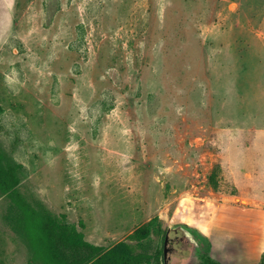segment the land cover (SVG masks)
Listing matches in <instances>:
<instances>
[{
  "label": "rangeland",
  "instance_id": "1",
  "mask_svg": "<svg viewBox=\"0 0 264 264\" xmlns=\"http://www.w3.org/2000/svg\"><path fill=\"white\" fill-rule=\"evenodd\" d=\"M0 151L67 254L164 264L171 228L168 264L258 263L264 0H0ZM10 217L0 264H34Z\"/></svg>",
  "mask_w": 264,
  "mask_h": 264
},
{
  "label": "trees",
  "instance_id": "2",
  "mask_svg": "<svg viewBox=\"0 0 264 264\" xmlns=\"http://www.w3.org/2000/svg\"><path fill=\"white\" fill-rule=\"evenodd\" d=\"M2 156L0 151V189L11 198L20 213L16 220L15 217H10V224L29 247L34 264H142V255L133 254L124 243H119L105 252L92 248L90 256L86 258L74 252L65 253L48 216L25 201L18 190L20 180L16 168L3 165ZM209 264L223 263L209 258ZM256 264H264V253Z\"/></svg>",
  "mask_w": 264,
  "mask_h": 264
},
{
  "label": "water",
  "instance_id": "3",
  "mask_svg": "<svg viewBox=\"0 0 264 264\" xmlns=\"http://www.w3.org/2000/svg\"><path fill=\"white\" fill-rule=\"evenodd\" d=\"M171 228L168 229L164 241V264H168V242H169V232Z\"/></svg>",
  "mask_w": 264,
  "mask_h": 264
},
{
  "label": "flooded vegetation",
  "instance_id": "4",
  "mask_svg": "<svg viewBox=\"0 0 264 264\" xmlns=\"http://www.w3.org/2000/svg\"><path fill=\"white\" fill-rule=\"evenodd\" d=\"M177 228H179V227H176V229ZM181 229L185 230V235L189 237L190 242H192L195 247H198L199 244H198L197 240L195 239V237H197L195 235V233L188 231L187 229H185L183 227H181Z\"/></svg>",
  "mask_w": 264,
  "mask_h": 264
},
{
  "label": "crops",
  "instance_id": "5",
  "mask_svg": "<svg viewBox=\"0 0 264 264\" xmlns=\"http://www.w3.org/2000/svg\"><path fill=\"white\" fill-rule=\"evenodd\" d=\"M257 242H261V244L263 246V250H264V238L257 237Z\"/></svg>",
  "mask_w": 264,
  "mask_h": 264
}]
</instances>
